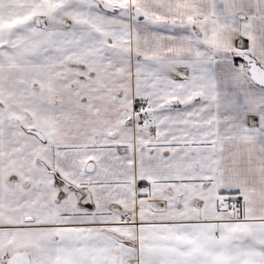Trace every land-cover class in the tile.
I'll list each match as a JSON object with an SVG mask.
<instances>
[{"label": "snow or ice", "instance_id": "snow-or-ice-1", "mask_svg": "<svg viewBox=\"0 0 264 264\" xmlns=\"http://www.w3.org/2000/svg\"><path fill=\"white\" fill-rule=\"evenodd\" d=\"M0 264H264V0H0Z\"/></svg>", "mask_w": 264, "mask_h": 264}]
</instances>
